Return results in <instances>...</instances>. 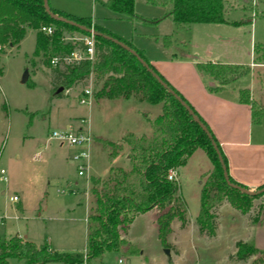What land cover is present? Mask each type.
I'll use <instances>...</instances> for the list:
<instances>
[{"label":"rangeland","instance_id":"1","mask_svg":"<svg viewBox=\"0 0 264 264\" xmlns=\"http://www.w3.org/2000/svg\"><path fill=\"white\" fill-rule=\"evenodd\" d=\"M48 2L52 9L62 14L91 18L94 24L142 50L149 60H160L170 53L164 48L166 37H171L172 52L181 49L184 56L191 54L202 62L224 64L250 63L254 61V45L264 44V0H225L228 20L236 21L238 25L202 23L181 30H176L172 18L166 16L164 6L150 4L146 0H135V13L140 19L134 21L119 18L97 0ZM253 19L252 24L246 23ZM61 33L65 43H75L80 37L78 32L62 30ZM35 34L32 30L28 31L18 48L6 49L5 54L0 56V68L3 69L0 76V171L4 169L8 178L7 183L0 181V238L8 240L18 236L37 247L48 243L59 252H84L87 243L86 218L91 202L89 188L94 178L107 176L111 163L108 153L97 141L85 146H61L50 139L51 133L54 130H75L69 126L75 123L87 127L90 121L99 136L112 142L121 138H118L121 130L140 132L139 136L150 135V122L161 113L162 104H139L133 100L131 104H126L125 110L112 106L104 112L101 111V104L92 105V98L91 103L82 105L80 99L84 89L91 87L94 94L100 89L101 84L96 81L95 75L58 95L53 94L54 71L64 67L52 65L49 68L43 64L41 57L35 58V65L28 62L35 50ZM76 43L75 49L79 50V42ZM255 65L258 66H251L253 74L240 77L229 89H250L255 107L262 109L264 78L263 84L259 78L264 77V63ZM156 68L193 106L215 138V131L220 137L238 136L237 140L234 139L236 141L244 140L251 133L254 142L264 144V115L260 122H253L250 106L235 102L231 92L219 99L200 97L201 81L192 66H170L157 62ZM26 70L29 71V81L22 83ZM207 76L204 86L209 89L211 83L207 82ZM81 117H85V123L80 121ZM72 151L73 156L89 153L92 175L90 172L80 175L79 163H69ZM128 154L129 148L124 146L112 163L129 168ZM191 167L204 171L211 169L210 159L204 150L196 151ZM187 176L191 180L193 175L187 171ZM208 178H202V186ZM188 191L187 217L193 219L199 207L194 193H190V189ZM14 197L17 199L14 200ZM250 205L247 214L251 219L258 218L262 222L264 195L252 199ZM175 225H172L173 233L168 236L171 257L177 252L176 245L181 250L175 264H228L226 255L232 249V240L250 234L246 225L228 208L223 211L221 238L216 242L198 239L195 227L191 226L181 233ZM256 231L254 237L247 241L256 243V237V246L264 249V226ZM176 233L177 239L174 238ZM132 236L140 253L133 256L128 264H168L158 238L157 225L148 228L145 222L139 221L133 225ZM118 255L127 260L121 253H107L103 264H117ZM98 261L89 264H99ZM9 264H24V261L12 258ZM247 264H264V256L253 257Z\"/></svg>","mask_w":264,"mask_h":264},{"label":"trees","instance_id":"2","mask_svg":"<svg viewBox=\"0 0 264 264\" xmlns=\"http://www.w3.org/2000/svg\"><path fill=\"white\" fill-rule=\"evenodd\" d=\"M97 1L114 11L121 19L131 21L140 19L135 13V0ZM146 1L164 6L167 11L166 16L172 18L176 30L202 23L238 25V22L228 20L225 0ZM51 11L117 39L134 49L193 109L213 135L193 106L156 70L142 50L94 24L91 18H74L52 8ZM253 21L254 19L246 23L252 24ZM43 27H52L53 33L45 34L41 30ZM30 30L36 33V43L28 62L35 65V58L41 57L43 64L49 68H52V60L55 57L70 55L75 50V45L65 43L62 30L90 35L76 26L52 18L46 12L43 0H0V56L5 54L6 49L18 48ZM95 41L96 54L93 61L85 60L73 65L61 63L60 65L64 68L54 71L53 94L60 87L69 90L88 80L91 75H95L96 81L101 84L100 89L94 94L95 99H133L150 105L162 104V111L150 122V135L139 136L128 132L124 135L122 143L102 138L94 139L108 153L111 164L107 176L94 178L89 188L91 202L87 216V243L84 252H59L48 243L37 247L18 236L8 240L0 238V264H9L12 258L22 260L24 264H89L94 260H101L106 253H121L127 258L136 256L140 253V249L123 236L127 235L137 216L154 208L159 210L157 226L160 244L166 249L170 248L168 236L173 233V221L177 219L182 229H185L190 222L187 217L186 202L179 195V184L175 179L170 178V174L183 166L188 157L198 149L204 150L212 162L211 171L202 177L209 176L201 188L199 209L195 217L200 235L216 237L218 229L216 208L224 201H228L242 214H247L251 208L250 201L264 195V193L246 195L230 187L225 180L222 165L210 139L193 121L188 111L148 73L134 55L103 36H95ZM170 46L171 37L164 38V47L170 48ZM253 52V62L264 63V44H255ZM196 68L214 79L215 85L208 87L212 93H218L240 77L253 73L249 64L207 61L197 63ZM2 74L3 69L0 68V76ZM263 78H259L261 84H263ZM238 95L241 104L251 107L253 122H260L264 115V108L255 107L251 90L240 89ZM214 139L218 143L215 137ZM124 146L129 148V168L112 163ZM218 146L228 167L227 159L219 143ZM230 179L232 183L239 185L231 177ZM263 188L264 184L258 190ZM262 211L264 215V209ZM252 223L258 224L260 220L252 219ZM235 247L233 259L238 262L264 256V249L258 248L253 241L240 240Z\"/></svg>","mask_w":264,"mask_h":264},{"label":"crops","instance_id":"3","mask_svg":"<svg viewBox=\"0 0 264 264\" xmlns=\"http://www.w3.org/2000/svg\"><path fill=\"white\" fill-rule=\"evenodd\" d=\"M164 48H165L166 52H170L168 55H164L160 60H152V59L149 60L148 59L150 61V63L155 68H156V63L159 62L162 65H170V66H182V65H184V66H192L195 69L196 64L199 62H202L200 60V58H198L197 56H192L191 54H189L188 56H184L183 50H181V49H179L178 52H177L178 49L177 50L175 49V51L172 52V50H173L172 46H170V48H166V47H164ZM250 56H251V54H250ZM204 62H207V61H204ZM211 62L220 63L217 61H211ZM238 64H249L253 68L255 66H258V65H255V63L253 61H251L250 63L245 62V63H238ZM156 70H157V68H156ZM196 71L198 74L197 78H199V82L201 81L200 82V91H199L200 97L218 98L219 99L223 96L226 97L225 94L227 92H231V95L235 99V102L239 101V95H238L239 90L238 89H235L233 87H232V89H229L230 86H228L226 89H224L218 93H212L209 91V89H207V87L204 86L206 83L205 82L206 79H204V78H205V75H207V74L199 72L197 70V68H196ZM163 73H164V75L168 76L166 74V72L163 71ZM207 78H208L207 82L211 83V84H209L208 87L215 85V82L212 81V78L209 75L207 76ZM228 90H230V91H228ZM216 96H218V97H216ZM131 101H133V99H131V100H110V99H106V98H101V99L93 98L92 105L97 106V105L101 104L100 108H101V111H103V112L105 110L109 111L112 108V106L114 109L125 110L127 108L126 104H128V102L130 103ZM134 101H136V100H134ZM136 102H138V101H136ZM138 103L142 104L141 102H138ZM112 104H115V105H112ZM261 105L264 108V105L263 104H261ZM131 106L136 108L135 105H131ZM80 119H81L80 121H82L85 119V117H81ZM92 125L93 124L90 121H88V125H86L87 127H84L83 125H81V123H75V124L69 125V126H72L76 131H78L80 129H84V128H89L90 131L92 132L94 139H98V138L107 139L105 137L99 136L95 132V130H93L94 126H92ZM249 126H251V125H249ZM128 132H133V131L121 130L120 131L121 134L118 137V138H120V137L121 138L116 140L115 143H122L124 135ZM133 133L138 135L140 132L139 133L133 132ZM215 134L217 137L216 139H217L218 143L220 144L221 149H222V151H223V153L227 159L228 171H229L230 177L235 182H237L239 185L246 187V189L251 190V191H257L259 189V187L264 184V144L261 141L254 142L251 133H249V136L246 137L244 140H239V141H236L237 138H239L238 136L233 135V136H227L225 138V137H220L216 131H215ZM234 139H236V140H234ZM107 140H110V139H107ZM61 146H63V145H61ZM73 153H74L73 151L69 153L70 157H68V160H69L70 164H74ZM195 153L192 156L188 157V159L186 160V162L183 166H181L180 168H178L177 170L174 171V179L179 184V195H181V197L186 202L187 209H188L189 205H188V200L186 199V197L188 195V194L186 195V191H187V193H189L188 189H190L191 190L190 193H194V195H195L194 197L197 200L198 207H199L200 193H201V187H202V177L205 174L209 173V171H211V169H212L211 160H210L211 169L209 168V170H207V171L199 170V169H195V168L191 167L192 166V158L194 157ZM114 162H115V160H114ZM187 171L190 172V175H193L191 180L187 176ZM92 174H93V172H92V170H90V175H92ZM0 181H2V180L0 179ZM3 182H5V181H3ZM7 182H8V178H7L6 183ZM225 208H228V210L233 214V216L238 218V220L242 221L244 223V225H246V228L250 232V234L247 235V237H245V238H242V239L234 238L232 240V247H231L232 249L230 250L229 253H227L226 260H227L228 264L233 263V262L247 264L248 260L238 262V261L233 259L235 251H236L235 245L240 240L247 241L250 238H253L254 233L257 232L256 230L263 228L264 217L262 219L263 220L262 222H260L258 224H254V223H252V219H251V216L249 214H242L241 212L236 210L234 207H232V205L230 203L224 202L216 210L217 215H218V218H217L218 229H217L216 237H214V238H209L205 235H200L198 226L195 222V217H196L198 212L196 213L195 217H193V219H192V217L189 219V221H190L189 225L185 229H182L180 227V222L177 219H175L173 221L172 225L176 224L175 226L179 227V231L181 233L188 231V229L191 226L193 228L195 227V232H196V236L198 239H205L208 241L216 242V241L220 240V238H221V225H222V220H223V211ZM158 215H159V210L157 208H154L153 210H151L147 213H144V214L137 216L135 218V220L133 221V223L131 224L127 235H124L123 238H125L130 243L134 244L133 242L135 241V239H133V236H132L133 225L139 221H142V222L146 223L148 228L154 227L157 225ZM86 222H87V218H86ZM178 233H176L174 235L175 239H177L176 235H178ZM255 240H256V244L258 245V240L256 239V237H255ZM161 247H162V245H161ZM162 248L165 251L166 248H164V247H162ZM258 248H260V247L258 246ZM260 249H262V248H260ZM176 250H177V252L173 255V257H171V254H170V256H167L165 254V258H166L168 264H175V260L177 259V257L181 256V250L178 248L177 245H176ZM143 253L144 252H142V254ZM106 255H107V253L104 254L102 259L98 261L99 264H103V260H104ZM118 259H120V256L118 258L116 257L117 264H119ZM132 259H133L132 257L127 258V260L124 261L125 264H128L127 262L131 261Z\"/></svg>","mask_w":264,"mask_h":264},{"label":"built area","instance_id":"4","mask_svg":"<svg viewBox=\"0 0 264 264\" xmlns=\"http://www.w3.org/2000/svg\"><path fill=\"white\" fill-rule=\"evenodd\" d=\"M42 32L45 34L51 35L53 33L52 27H43ZM94 30V29H93ZM76 42H79V50H74L70 55H63L60 57H55L52 60V65H60L65 63L67 65L79 64L82 61L90 60L93 61L96 54V41L93 34L82 35L76 39ZM72 43L76 45L77 43ZM94 98V93L91 87H87L83 91V95L80 99V104L86 105L91 103V100ZM82 123H85V120H82ZM50 139L56 140L60 145L63 146H85L91 145L94 141L93 135L89 128L80 129L78 131L72 129L64 130H54L51 133ZM90 155L88 152H82L79 155H75L73 158L74 164L79 163V174L83 175L84 172H90L91 168L89 166ZM170 178L174 179V171L170 174ZM0 179L2 181H7L6 172L4 169L0 171ZM17 197L14 198L16 200ZM119 264H125L123 259H118Z\"/></svg>","mask_w":264,"mask_h":264},{"label":"water","instance_id":"5","mask_svg":"<svg viewBox=\"0 0 264 264\" xmlns=\"http://www.w3.org/2000/svg\"><path fill=\"white\" fill-rule=\"evenodd\" d=\"M44 1V8L46 10V12L54 19L56 20H59V21H62V22H65V23H68V24H71L73 26H76L86 32H88L89 34H93L94 36H103L104 38L106 39H109L111 41H113L114 43L120 45L121 47H123L125 50H127L128 52H130L132 55H134L137 60L144 66V68L148 71V73H150L154 78L155 80L163 87L165 88L187 111L188 113L191 115L192 119L194 122H196L202 129L203 131L207 134L208 138L210 139L216 153H217V156L219 158V161L222 165V169H223V175L225 177V180L227 182V184L232 187V188H235L237 190H239L241 193H244L246 195H256V194H259L261 192H264V188L261 189V190H257V191H251V190H248L240 185H237V184H234L231 182V179H230V175H229V171H228V167L226 166L225 162H224V158H223V155L221 153V150L218 146V143L215 141L213 135L211 134V132L208 130V128L202 123V121L200 120V118L196 115V113L193 111V109L174 91L172 90L168 84L166 82H164L162 80V78L150 67V65L142 58L138 55V53L132 49L131 47H129L128 45H126L125 43L117 40V39H113L111 38L110 36L108 35H104L100 32H97L93 29H90V28H87L85 26H82L74 21H71L67 18H64V17H61L57 14H54L52 11H51V7L49 5V2L48 0H43ZM29 79V71L26 70L24 76H23V79H22V83H27ZM64 92V88L63 87H60L56 92L55 94L58 95L60 93ZM165 253L167 256H170V251L168 249H165Z\"/></svg>","mask_w":264,"mask_h":264}]
</instances>
